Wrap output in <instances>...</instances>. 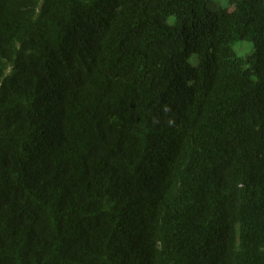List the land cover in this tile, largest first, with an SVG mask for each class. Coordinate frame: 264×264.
<instances>
[{
	"label": "trees",
	"instance_id": "obj_1",
	"mask_svg": "<svg viewBox=\"0 0 264 264\" xmlns=\"http://www.w3.org/2000/svg\"><path fill=\"white\" fill-rule=\"evenodd\" d=\"M227 3L0 0V264H264V0Z\"/></svg>",
	"mask_w": 264,
	"mask_h": 264
},
{
	"label": "rangeland",
	"instance_id": "obj_2",
	"mask_svg": "<svg viewBox=\"0 0 264 264\" xmlns=\"http://www.w3.org/2000/svg\"><path fill=\"white\" fill-rule=\"evenodd\" d=\"M212 1L224 7L228 5L227 0H212ZM234 50L238 56H244L251 50V43L246 41L238 42L234 45ZM242 50L247 52H244Z\"/></svg>",
	"mask_w": 264,
	"mask_h": 264
}]
</instances>
